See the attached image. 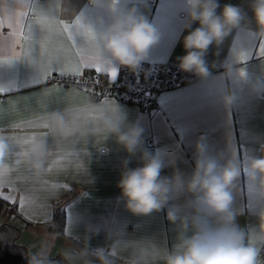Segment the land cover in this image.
I'll return each mask as SVG.
<instances>
[{
	"label": "crops",
	"instance_id": "0c3cea01",
	"mask_svg": "<svg viewBox=\"0 0 264 264\" xmlns=\"http://www.w3.org/2000/svg\"><path fill=\"white\" fill-rule=\"evenodd\" d=\"M125 3L137 7L160 34L145 62L179 67L188 34L187 0H102L103 6L92 0H0V140L7 145L0 158V198L17 205L21 218L9 217L20 231L17 243L33 258L61 257L65 264H86L88 251L106 254L118 264H167L168 255L181 252L182 241L194 232L195 197L187 182L195 171L197 143L204 137L206 155L221 165L228 160L240 165L231 211L246 234L245 243L258 249L256 264H263L264 244L255 236L264 202L247 180L251 160L264 158V56L259 52L264 40L255 34L253 0H219L218 12L225 4L238 5L245 20L221 45L209 47L207 77L163 91L149 113L136 104L111 97L92 100L83 90L50 82L53 76L80 77L93 67L111 80L119 77L126 66L104 52L99 33ZM81 16L94 39L60 63L50 62L44 55L49 34L42 21L63 29ZM225 63L232 65L231 76L225 75ZM26 82L38 83L25 87ZM228 96L233 97L231 105L225 102ZM54 115L63 117L61 127ZM107 120H119L122 133L132 126L143 129L135 156L107 129ZM148 139L162 161L161 177H180L182 184L170 187L159 212L135 215L118 184L126 160L129 168L142 166ZM56 205L66 211L60 236L44 226ZM169 211L176 212L175 222L168 219Z\"/></svg>",
	"mask_w": 264,
	"mask_h": 264
},
{
	"label": "clouds",
	"instance_id": "9594fccd",
	"mask_svg": "<svg viewBox=\"0 0 264 264\" xmlns=\"http://www.w3.org/2000/svg\"><path fill=\"white\" fill-rule=\"evenodd\" d=\"M102 5V0H92ZM189 23L188 34L183 38L185 55L178 57L179 68L200 77L208 76L205 55L210 46H219L233 30L240 27L246 13L238 5L225 4L221 11L219 0H187ZM251 10L257 25L256 36L264 40V0H253ZM193 24H198L193 28ZM104 52L122 66L136 71L148 60L150 50L157 45L160 34L150 20L137 7L127 4L114 12L111 24L99 33ZM225 75L231 76L233 68L225 63ZM264 87V86H262ZM232 96L225 98L231 105ZM57 127L63 125V117L54 115ZM110 132L116 133L118 142L135 156L141 150L143 129L132 126L121 132L119 120L105 121ZM197 143L195 171L187 182V191L194 195L191 207L193 235L182 241L179 253L169 254L167 264H256L258 249L245 243L246 234L236 223L231 211L233 189L240 178V165L228 160L221 165L216 158L206 155L207 144ZM7 145L0 140V158ZM142 166L127 167L122 172L118 187L126 200L127 209L135 215L159 212L167 203L170 187L182 184L180 177L173 181L161 177L162 161L157 155L143 151ZM39 167V165H37ZM247 180L258 188L257 200L264 202V158L252 159L248 165ZM259 233L255 239L264 244V206L258 212ZM168 219L175 222V211L168 212ZM187 225L185 224V227Z\"/></svg>",
	"mask_w": 264,
	"mask_h": 264
},
{
	"label": "built area",
	"instance_id": "2783aa9c",
	"mask_svg": "<svg viewBox=\"0 0 264 264\" xmlns=\"http://www.w3.org/2000/svg\"><path fill=\"white\" fill-rule=\"evenodd\" d=\"M99 73L93 76H53L50 82L61 87L79 89L92 96L111 97L118 101L136 104L144 112H151L157 105V97L163 91L179 88L197 80L200 76L180 70L178 66L143 62L136 71L125 67L117 79H109L101 85ZM149 152L153 154L152 142L146 140ZM154 155V154H153ZM264 259V246L261 248Z\"/></svg>",
	"mask_w": 264,
	"mask_h": 264
},
{
	"label": "trees",
	"instance_id": "16d2710c",
	"mask_svg": "<svg viewBox=\"0 0 264 264\" xmlns=\"http://www.w3.org/2000/svg\"><path fill=\"white\" fill-rule=\"evenodd\" d=\"M96 72L88 70L84 75L93 76ZM100 84H108L109 78L101 74ZM92 100H98L102 97L90 95ZM7 217H20L17 212V205L11 204L8 201L0 198V214ZM0 215V217H3ZM21 218V217H20ZM25 225L29 222L24 220ZM66 224V211L64 207L56 205L53 217L50 222L46 223L44 226L52 233L56 235H63ZM20 231L9 225L0 226V258H4V264H65V260L61 257L56 258H33L31 257L27 250L17 243ZM7 254V256H5ZM85 259L95 263V264H118L112 258L106 254L94 253L88 251L85 254ZM264 264V259H262Z\"/></svg>",
	"mask_w": 264,
	"mask_h": 264
},
{
	"label": "snow or ice",
	"instance_id": "6c2138e0",
	"mask_svg": "<svg viewBox=\"0 0 264 264\" xmlns=\"http://www.w3.org/2000/svg\"><path fill=\"white\" fill-rule=\"evenodd\" d=\"M172 2H175V0H172ZM82 20L83 17L81 16L71 27L65 25L63 29H60L46 20L42 21L49 34L44 42V55L50 62L60 63L70 52H78L80 50V45L94 39L93 29L85 25ZM21 38L28 39L23 36V33H21ZM259 52L261 56H264V45H261ZM92 59L95 61L98 59V56ZM92 70L95 72L96 68L93 67ZM45 75H48V73H45ZM117 75V72L113 71V77L115 78ZM37 83L38 82H26L24 86L35 87ZM5 256H7V254H5ZM0 264H4V258H0Z\"/></svg>",
	"mask_w": 264,
	"mask_h": 264
},
{
	"label": "rangeland",
	"instance_id": "374dc122",
	"mask_svg": "<svg viewBox=\"0 0 264 264\" xmlns=\"http://www.w3.org/2000/svg\"><path fill=\"white\" fill-rule=\"evenodd\" d=\"M0 215L3 216L2 213ZM4 224L15 227L17 223H15L14 219L3 216V217H0V226L4 225ZM86 264H92V263H91V261L89 263V260H87Z\"/></svg>",
	"mask_w": 264,
	"mask_h": 264
}]
</instances>
